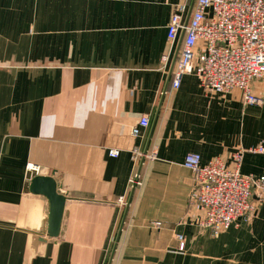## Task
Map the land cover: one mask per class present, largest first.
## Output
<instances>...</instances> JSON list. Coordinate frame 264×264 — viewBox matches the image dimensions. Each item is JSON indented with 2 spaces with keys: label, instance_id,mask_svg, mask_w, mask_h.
<instances>
[{
  "label": "crops",
  "instance_id": "0c3cea01",
  "mask_svg": "<svg viewBox=\"0 0 264 264\" xmlns=\"http://www.w3.org/2000/svg\"><path fill=\"white\" fill-rule=\"evenodd\" d=\"M184 2L0 0V264H108ZM171 82L148 150L157 158L144 161L112 264H264V204L215 235L189 205L196 180L184 166L188 152L231 164L259 144L264 104H245L240 89L209 93L194 73ZM252 89L264 97V78ZM143 114L150 125L134 136ZM53 169L73 189L57 237L48 197L31 190ZM241 170L263 175L264 154L244 152Z\"/></svg>",
  "mask_w": 264,
  "mask_h": 264
},
{
  "label": "built area",
  "instance_id": "2783aa9c",
  "mask_svg": "<svg viewBox=\"0 0 264 264\" xmlns=\"http://www.w3.org/2000/svg\"><path fill=\"white\" fill-rule=\"evenodd\" d=\"M188 9V2L176 5L168 24L170 47L163 56L164 67L186 28L172 86L178 88L185 74L194 73L209 93L240 89L245 104H264V97L252 89L254 80L264 78V0H196L185 27ZM149 125L150 116L143 114L132 134L140 136L142 128ZM246 151L264 154V140L247 149H236L231 154V164L221 157L203 164L199 152L185 156L184 166L194 172L196 180L189 205L198 213L199 225L215 235L229 229L238 219L250 217L264 204V174L256 176L241 170ZM119 154V149H109L110 156ZM141 154L137 150L135 158ZM146 157L156 159L157 153L151 151ZM120 201L125 203L124 198ZM181 246L184 247L183 241Z\"/></svg>",
  "mask_w": 264,
  "mask_h": 264
},
{
  "label": "water",
  "instance_id": "95a60500",
  "mask_svg": "<svg viewBox=\"0 0 264 264\" xmlns=\"http://www.w3.org/2000/svg\"><path fill=\"white\" fill-rule=\"evenodd\" d=\"M195 1L196 0H192L190 7L188 9V12L186 14V19H185V23H184L185 27L187 26V24L189 22ZM185 32H186V28H183L181 31L180 37H179L178 46L176 48V52H175V55L173 58L172 65H171L170 70H169L165 89H164V92L162 94L161 101L159 103V106H158V109L156 111L152 126H151L150 131H149L146 146L144 149V154L141 158V162H140V165L138 168V172H137L135 180H134L133 188L130 192L128 201L125 205V210H124V214L122 217V221H121V224H120V227H119V230H118V233H117V236H116V239H115V242H114L111 254H110L108 264H112L114 257H115V254H116V250H117L120 238H121L122 230H123V227L125 225V222H126V219H127L130 207H131V203H132L134 192H135V189L137 186V182L139 181L140 174L142 171V167H143L144 161L146 159V154L148 153L150 143H151V140H152V137L154 134L155 127H156V123L158 121V117H159L160 111L162 109V105L164 102L166 91H167V89L170 85V82H171L174 66L176 64V61H177V58H178V55L180 52V48H181L182 43H183ZM56 174H57V171L55 169H53L50 174H37L31 180V190L34 193H40V194L47 196L49 201H50V214H49V220H48L47 233L51 237H57L60 234L65 204H66L67 199L71 198L69 193H70V191L73 190L72 188H70L67 185V178H68L67 176L61 180H58Z\"/></svg>",
  "mask_w": 264,
  "mask_h": 264
}]
</instances>
